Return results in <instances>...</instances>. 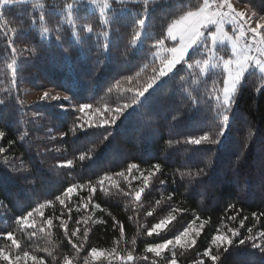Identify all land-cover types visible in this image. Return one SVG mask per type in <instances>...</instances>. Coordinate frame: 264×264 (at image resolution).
Wrapping results in <instances>:
<instances>
[{"label":"trees","instance_id":"1","mask_svg":"<svg viewBox=\"0 0 264 264\" xmlns=\"http://www.w3.org/2000/svg\"><path fill=\"white\" fill-rule=\"evenodd\" d=\"M234 1L264 15V0ZM40 2L62 7L72 0ZM201 4L202 0H155L149 27H145L139 46L130 49V57L125 55V46L132 38L128 27L131 17L127 13L118 17L123 34L115 29L110 33L106 56L97 51L95 43V33L100 30L99 7L86 0L75 10L76 28L61 14L49 12L47 26L55 29L59 21L60 41L55 31L47 38L40 37L38 29L23 33L21 38L35 41L38 49V54H29L22 51L24 46L17 40L19 33H5L8 28L19 29L30 23L27 12L32 2L0 9V99L5 100L0 105V131L5 133L0 138V147L5 150L0 153V250L7 253L11 249L13 256L27 251L43 264H62L66 256L73 264H84L94 247L108 256L90 264H125L120 257L126 259L129 251L133 259L127 264H167L172 252L157 257L146 253L145 248L174 238L195 221L198 225L205 222L204 228L194 247L174 248L177 264H195L206 248L215 253L212 236L217 230L231 236L230 228L236 229L239 236L227 252L221 249L219 264H264V252L252 247L253 243H262L258 234L264 232L261 74L255 71L246 76L236 96L233 127L218 146L185 143L190 135L214 130L210 122L215 105L208 99V90L214 82L222 84V72L212 69L200 75L199 69L185 66L150 90L140 105L125 109L114 126H101L105 118L111 119L113 111L131 104L136 90L152 75L155 49L150 48L165 22ZM128 7L140 11L142 0L129 3ZM108 18L111 19L110 13ZM85 22L94 25L92 35L83 32ZM9 37L17 47L15 77L7 67L14 57ZM78 37L83 39L78 41ZM100 40L103 42L104 38ZM226 50L222 57L227 56ZM27 88L60 91L70 100L26 104L22 94ZM82 103L91 105L83 114L74 109ZM78 116L80 120L76 119ZM86 121L94 122L93 126L89 127ZM85 154L81 161L80 156ZM154 163L161 164V169L149 177V186L136 200L135 192L144 187V177L155 171ZM130 164L139 165V169L129 173ZM200 169L208 175L197 176ZM121 171L124 176L115 175ZM105 174L111 180H105L101 187L96 182ZM89 182L96 184L97 189L91 195ZM72 185L85 187L75 188L62 205L56 197ZM40 203L45 204L42 215L29 217L35 226L20 228L17 218ZM172 209L176 211L172 213ZM170 213L176 219L168 229L148 236L153 225ZM231 216L235 219H229ZM49 219L51 225L46 223ZM77 229V235L71 237ZM8 232L13 233L19 248H13L11 241L4 238ZM249 235L257 239L239 245V240ZM70 238L83 245L79 253L69 243ZM203 259L211 264L208 258ZM0 264L7 262L0 260Z\"/></svg>","mask_w":264,"mask_h":264},{"label":"snow or ice","instance_id":"2","mask_svg":"<svg viewBox=\"0 0 264 264\" xmlns=\"http://www.w3.org/2000/svg\"><path fill=\"white\" fill-rule=\"evenodd\" d=\"M30 0H0V9L12 8L18 5H26ZM32 7L27 12L30 23L21 25L19 29L8 28L7 32L17 35V40L24 47L22 51L29 54H38V49L35 47V41H28L22 39L23 33L38 29L39 36L47 38L53 31L56 33L58 41L62 39L60 35V24L57 22L55 29L47 26L48 15L50 11H55L61 14L67 23L73 28L77 27V17L75 10L84 3L85 0H72V2L65 3L62 7H57L54 4H47L40 2V0H31ZM88 4L96 5L99 7L100 21L98 27L99 32H96V47L98 52H103L107 55L108 38L113 29L118 34H123L120 26L118 17L122 13H127L131 19L128 22V27L131 30L132 38L125 46V55L130 57L131 51L134 50L138 43L142 41L145 27H149L151 5L155 0H142L143 8L138 11L128 7L131 2L139 3L140 0H86ZM38 13V15H37ZM110 13L111 19L108 18ZM3 20V16L0 15V21ZM11 23V21H8ZM231 24L232 32L229 34L225 31L224 25ZM83 32L87 35L94 33V25L92 23L85 22L83 24ZM73 36L76 33L73 32ZM100 37L104 38L102 42ZM78 41L82 40L83 37H78ZM218 40L223 42L227 40L231 44V56L229 58L217 57L215 55V46ZM171 41V43H168ZM9 46L14 54L13 60L8 64V68L12 70L13 76L15 77L18 69L16 67L17 61L15 54L17 53L16 42L9 37ZM155 49L152 75L148 79L147 83L141 88L136 90L131 104H125L122 109H116L113 111L111 119L105 118L103 125H115L117 120L124 116V110L131 107L132 105H140V102L154 89L161 81L171 79L172 76L178 73L182 68L186 66L189 70L199 69V74H205L210 68L219 67L222 64L223 71L219 79H222V84L218 86L217 82L213 83V86L208 90V99L215 105V115L212 117L211 124L214 126L212 132H204L201 135H190L185 140V143L193 146H218L222 143L225 138V134L230 131V126L233 127L232 113L236 101L238 91L244 86L246 76L255 74V70L261 74H264V15L257 16L252 13L251 9L247 5L238 7L234 5L233 0H203L202 4L197 8H189L182 11V14L173 18L170 22H165L160 34L155 38L151 45L150 51ZM67 52V49H64ZM163 53V54H161ZM158 60V63L156 61ZM216 60V63L213 61ZM264 79V75L260 77ZM130 79V77H129ZM151 90V91H150ZM257 91H261L257 89ZM59 92L53 93L52 89L44 91L40 97V101L44 102L47 100L58 101L60 100ZM65 100H70V97L65 95ZM5 100L0 99V105H4ZM62 109L65 106L61 105ZM91 105L82 103L79 106V112L83 114L86 109L90 108ZM80 120L81 117H77ZM177 117L174 116L173 120ZM89 127H92L94 122L86 121ZM5 133L0 131V138L4 137ZM110 133L104 135V139L107 140ZM179 142V141H177ZM216 150V149H215ZM4 148L0 147V153L4 152ZM86 158L85 155H81L80 159L83 161ZM209 163V167H210ZM152 168L155 171H150L148 176L144 177V187L140 188L135 192L136 200H140L142 193L145 188L149 186V177L155 175L161 169V164L154 163ZM133 169H139V165L130 164L127 171L132 173ZM25 170V169H20ZM118 176H124V172L115 173ZM208 173L204 169H200L197 176H207ZM127 179V177H126ZM105 180H111V176L105 174L100 177L96 182L101 187L104 185ZM85 187L84 185H72L69 186L63 193L62 196H57L56 199L63 205L65 199L70 197L74 189ZM90 195L96 192V184L89 182L88 185ZM45 208L44 203L38 204L31 211H28L25 215L19 216L16 220L17 225L22 229L33 228L34 220L30 221L29 217H34L35 214H41V210ZM176 210L172 209V213ZM170 213L166 218L161 219L158 223L154 224L148 236H152L154 233L159 235L160 231L167 230L172 221L176 219V216ZM256 215L255 213L253 214ZM199 219V217H197ZM234 220L235 216L229 217ZM47 224L51 225L52 220H47ZM195 221H192L187 227L174 236L165 240L164 242L151 243L145 248L146 253H153L155 256H161V253L169 249L170 245H179L183 249H187L189 246L196 245V239L201 234L199 230L192 227ZM205 222H201L199 229L204 228ZM62 226L66 225L62 222ZM243 226V221H241ZM43 231V229H41ZM79 229L71 232V237H75ZM123 232V229H121ZM231 236L227 234H221L219 230L211 238V245L215 246L216 252L213 253L211 248H206L200 255L201 259L196 260L195 264H206L203 258H208L211 264H219L221 260V249L223 252H227L228 249L236 243L235 237L239 236V232L236 229L230 228ZM249 233L252 229H248ZM87 235V233H85ZM259 237L262 243H253V248H259L261 252H264V232H260ZM6 240L11 241L13 248H19L18 241L14 238L12 232L4 234ZM257 239L254 235H249L244 239L239 240V245H244L248 240ZM69 243L76 249L77 253L82 249L83 245L75 244L69 239ZM134 243V242H133ZM89 255L95 260L98 256L102 255V252L96 248H91ZM115 256V250L112 253ZM27 261L30 259L34 264H43V262L36 256H30L27 251L16 253L14 256L11 255V249L0 250V260L7 262V264H19L21 260ZM120 259L127 262L132 261L133 255L129 251L126 259L120 257ZM147 259V257H145ZM66 264H73L72 259L65 257ZM85 264H88L85 259ZM167 264H177L175 249H172V259L168 260Z\"/></svg>","mask_w":264,"mask_h":264},{"label":"rangeland","instance_id":"3","mask_svg":"<svg viewBox=\"0 0 264 264\" xmlns=\"http://www.w3.org/2000/svg\"><path fill=\"white\" fill-rule=\"evenodd\" d=\"M31 1V0H30ZM98 2H99V0H98ZM202 2H203V0H202ZM224 29H225V31L226 32H228L229 34H231V32H232V26H231V24H225L224 25ZM170 43H171V41H169ZM139 44L140 43H138V45L137 46H139ZM220 49L219 51L217 50V49ZM223 48H226V49H223ZM225 50L227 51V56L226 57H223V58H229L230 56H231V44L227 41V40H224L223 42H220L219 40H218V42H217V45L215 46V55L217 56V57H222L221 55H223V54H225ZM222 52V53H221ZM161 54H163V53H161ZM213 63H216V60H214L213 61ZM210 69H212V70H216V71H223V67H222V64L219 66V67H216V68H210ZM255 71H257L259 74H261L259 71H258V69L257 70H255ZM261 75H264V74H261ZM47 90H49V89H45V90H42V91H34V90H32V89H24L23 90V96H22V98H23V101L26 103V104H31V103H34V102H41L40 101V97L42 96V94H43V92L44 91H47ZM53 91V93L55 94L56 92H59V94H60V101H66L63 97L65 96V94L64 93H62V92H60V91H55V90H52ZM59 101V100H58ZM44 102H52L51 100H47V101H44ZM75 110H78L79 111V107H76V108H74ZM192 227L194 228V229H196V230H199L200 231V229H199V225L198 224H194V225H192ZM177 246H179V245H170L169 246V249H166V250H164L162 253H164V252H166V251H169V252H172V249L173 248H175V247H177ZM100 252H102V255H100V256H98L95 260H93V258L89 255V257L88 258H86L87 259V262H88V264H90V263H92V262H95V261H98V260H100V259H103V258H106L107 256H108V253L107 252H105V251H100ZM161 253V254H162ZM19 264H25V261L22 259L21 261H19ZM27 264H34V262L32 261V260H28L27 261ZM62 264H66V261H65V259L63 260V262H62ZM84 264H85V260H84Z\"/></svg>","mask_w":264,"mask_h":264},{"label":"crops","instance_id":"4","mask_svg":"<svg viewBox=\"0 0 264 264\" xmlns=\"http://www.w3.org/2000/svg\"><path fill=\"white\" fill-rule=\"evenodd\" d=\"M233 3H234V5H236V6H238V7H243V5H240V4H238V3H236L234 0H233ZM252 13H254V12H252ZM256 14V13H255ZM257 15V14H256ZM257 16H259V15H257Z\"/></svg>","mask_w":264,"mask_h":264}]
</instances>
